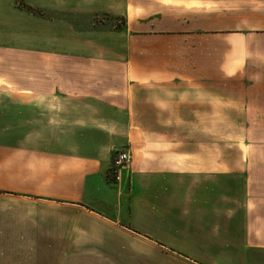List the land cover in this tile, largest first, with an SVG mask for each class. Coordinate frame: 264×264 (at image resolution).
Masks as SVG:
<instances>
[{"label": "crops", "instance_id": "obj_1", "mask_svg": "<svg viewBox=\"0 0 264 264\" xmlns=\"http://www.w3.org/2000/svg\"><path fill=\"white\" fill-rule=\"evenodd\" d=\"M0 93L73 103L0 113V264H264V0H0ZM97 110L127 120L115 183Z\"/></svg>", "mask_w": 264, "mask_h": 264}, {"label": "rangeland", "instance_id": "obj_2", "mask_svg": "<svg viewBox=\"0 0 264 264\" xmlns=\"http://www.w3.org/2000/svg\"><path fill=\"white\" fill-rule=\"evenodd\" d=\"M98 20L104 23L106 22L110 23V20H111V22L118 24L117 19L111 18L109 16H105V15L98 17ZM11 99L9 96H6L0 93V113H10V110H12V113L13 111L14 112L18 111L19 115H23L24 113H50V118L52 119V121L54 123H57L56 109L58 108L59 104H60V107L61 106L63 107L64 105L66 111H68V109H71V110L73 109V103H57V102L50 101L49 103H46L44 107L42 103L34 102V103H37V104H34L35 106H31V105L27 106V104L31 102L18 99L16 103ZM85 109L87 108L83 107V110H84L83 113H86ZM99 111L100 110H97V112L91 111L93 119L91 123L89 124V126L93 128L91 129L92 133L83 132L86 139H88V141L91 140L92 143L98 144L99 147L101 145H107V143L108 144L110 143V146L106 152L108 154L109 159L111 158V162L115 158L117 153L119 152L127 151L129 152L131 156L129 146L125 138L126 129H127L126 127L127 120H126L125 114L124 113H113V112L105 113V110L103 112H99ZM95 112L97 114H94ZM253 117H252L254 121L253 124L258 125V128H260L257 133L258 136L255 137L254 141L257 142L258 140L261 143H264V113H255ZM244 118H245V113H224L221 117L217 119L214 118L215 120L211 118V121H212L211 125L215 126L216 129L218 130L217 133H212L211 136L215 137L216 139H219L220 142L226 143L227 158H233L234 153H237V151L234 149V146H231V145H235L237 143L248 140V133H246L244 130V124H243ZM108 119H111L112 123L109 122ZM248 120H249V113H247V121H245V123H248ZM94 125H98V127L94 128L95 127ZM262 129H263V132H262ZM56 137L57 136H54V139ZM98 151L103 152L104 150H98ZM134 153H135L134 155H137L136 151H134ZM130 160H131V157H130ZM129 164L130 162H128L127 165ZM105 179L110 183L116 182L111 172V165L109 166V168L107 167L106 169ZM118 199H120L119 196H118Z\"/></svg>", "mask_w": 264, "mask_h": 264}, {"label": "built area", "instance_id": "obj_3", "mask_svg": "<svg viewBox=\"0 0 264 264\" xmlns=\"http://www.w3.org/2000/svg\"><path fill=\"white\" fill-rule=\"evenodd\" d=\"M130 154L127 151L119 152L111 162V172L116 181L120 180V170L130 162Z\"/></svg>", "mask_w": 264, "mask_h": 264}]
</instances>
